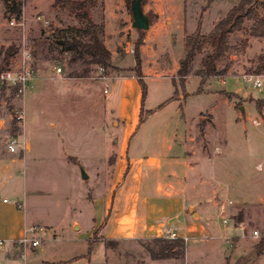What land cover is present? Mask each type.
I'll list each match as a JSON object with an SVG mask.
<instances>
[{"label": "rangeland", "instance_id": "374dc122", "mask_svg": "<svg viewBox=\"0 0 264 264\" xmlns=\"http://www.w3.org/2000/svg\"><path fill=\"white\" fill-rule=\"evenodd\" d=\"M183 2L187 21L188 18L194 20L195 25L199 15L215 20L225 14L229 7L227 0ZM203 7L205 9L201 11ZM127 12L125 4L124 13ZM8 21L0 0V71L21 68V51L25 48L31 52L30 61L34 70L41 61H46L58 65L65 73L82 72V58L69 60V53L59 49V44L53 39L52 21H37L39 27L46 30L45 33H50L42 38L32 37L38 25H32L29 32L21 22L9 24ZM70 21L76 23L64 21L72 28L67 35H76L85 40L82 32L84 20L72 18ZM249 22H244L245 27ZM124 26L132 29L127 21L119 24V27ZM129 33L131 34L130 31ZM130 34L114 47L116 53L111 58L114 70L109 69L102 73L96 65L89 66L87 75L92 80H97L91 92L102 101L107 99L104 106L93 108V105H87L77 95L72 98L69 96L64 102L50 96L49 108L36 112L38 117L35 121L39 123L40 119L41 124L35 130L32 128L34 124L27 126L28 121L33 122L32 113L25 108L23 115L19 107L21 93L13 86L0 82V213L8 204L1 202L2 197L13 200L22 197V193L27 191L24 209L28 213V219L36 220L26 225L41 227L38 230L40 242L37 244L44 247L41 264H194L198 259H204L203 264H211L212 259L217 256L216 249H207L209 244L197 246L198 249L205 250L199 253V257L196 251L189 253L185 261L183 257L154 256L150 252L155 244L152 238H171L166 236L168 232L146 237L103 239L97 227L85 238L88 247L82 254H78L82 247L77 241L70 239L75 234V228H69L71 219L75 218L80 222V231L83 234L93 216L100 213L94 199L104 201L108 198L113 153L120 150L121 138V151L125 150L126 155L123 174L129 169L131 158L145 156L149 151L156 152L163 143H169L174 138L175 142L180 141L182 144L177 149V157H184L188 163H170L160 153L158 181L172 179L178 185L181 183L186 199L197 204L214 201L218 206L220 202H224L226 211L229 212L226 222L230 235H246L251 229H257V237H230L226 243H222L226 254L223 264H264V247L258 253L254 248L255 242L264 235V225L257 222V219L264 218V117L259 114L254 104L256 98L264 96V76H256L260 85L254 86L253 75L246 78L239 74H226L223 82L211 78L205 86L202 80L200 90L187 94L185 88L184 93H181V87L177 85L175 97L171 98V79L164 75L170 78L174 76L177 80L175 72L167 70L159 72L158 75L163 74L157 77H142L145 87L143 96L140 85L132 74L137 84L134 87L137 89L127 88L124 91L125 101L121 103L120 79L114 78L111 82V78L104 80L102 75L132 73L128 69L134 65L133 51H129L127 47L133 50V42L138 37ZM231 36L228 43L237 45L243 37L239 32ZM6 47L15 49L9 57L4 55ZM176 48H181L180 41ZM229 52L228 57L221 60V72L252 73L255 57L248 59L246 54ZM198 57L196 56L193 63L198 62ZM191 69L194 74V69ZM115 81L119 83L115 84ZM197 82V78H189L185 83L186 89L194 90ZM105 85L107 91L103 92ZM157 103L159 104L156 105ZM33 108L35 109L34 105ZM17 113H21V118L16 117ZM23 117L25 138L31 141L30 149L26 152L23 141L18 137L20 120ZM50 120L54 126L49 125ZM10 136L18 139L15 152H6L5 149V142ZM114 137L117 138L116 141ZM110 146L113 148H109ZM23 152V160L19 158L10 162L9 156L19 157ZM106 154L108 157L105 159ZM155 162L156 159L150 156L148 163ZM81 169L86 177L80 176ZM229 199L231 203H227ZM239 210L241 212L238 214ZM101 217L104 221L105 212H102ZM239 222L241 227L236 225ZM46 235L50 240L45 239ZM182 241L185 246L184 239ZM237 252L242 253L237 259L240 263H232L230 255Z\"/></svg>", "mask_w": 264, "mask_h": 264}, {"label": "crops", "instance_id": "0c3cea01", "mask_svg": "<svg viewBox=\"0 0 264 264\" xmlns=\"http://www.w3.org/2000/svg\"><path fill=\"white\" fill-rule=\"evenodd\" d=\"M227 1L230 7L236 0ZM262 1L263 6L258 7V12L264 17V0ZM183 4V0H143L142 9L150 17V21L148 28L144 30L141 35V43L138 46L139 67L142 77H157L163 74L161 73L158 75L159 72L167 70L175 72L177 69L178 60L183 56L182 41L184 34L191 33L195 29L194 20L192 21L188 18L187 21L185 17ZM124 7V0H97L95 5L89 9L91 21L95 24H101V31L98 33V37L109 50L112 59L113 55L116 53L114 47L118 45V43L120 44V42L127 37V34H130L129 31L131 34L137 35V37L140 35L135 29H130L129 26L119 27L121 22L127 21L129 25L131 20L129 10L127 14H125ZM223 15L215 20L209 18V16L204 18L201 17L199 31L203 34L207 33L212 28L213 24ZM72 18L73 16L69 15L64 9L54 7L52 5V0H24L21 7L20 19L17 23L21 22L29 32L32 25H38L37 21L44 23L52 21L54 25L53 29H64L67 27L64 21L70 24L76 23V21H70ZM244 22L242 24V30L227 34L226 44L228 45V49L224 52L223 57L216 61V70L222 69L220 68L221 60L228 57L230 54L229 51L234 54H246L248 59L254 57L256 59L257 55L264 53V36L260 38L248 36L245 30L249 25L245 27ZM127 29L130 30L127 31ZM45 31L38 25V29L32 37H47L50 33H45ZM236 32L242 34L243 37L240 40L245 39L246 45L242 49L233 50L231 46L236 45V43L229 44L228 38L232 37L231 35ZM179 41L181 42L180 49L176 48V44ZM48 49L50 50L51 48L48 47ZM198 56L201 57V55ZM199 57L198 62L195 63H193V61L196 56L193 58L190 63V70L183 77L186 94L189 92L193 93L195 90H200L202 80L206 81V83L203 81L205 86H207L211 78H216L220 82H223L224 75L226 74H239L242 76L251 74L255 77L260 75L264 76V72L254 74L248 72L223 73L220 71L213 75L201 77L191 73V68L196 69L199 67ZM243 58L246 59L245 57ZM53 65V63L41 61L35 68V75L31 81V85L25 89L19 97L18 103L23 111V115L25 108H27L29 113L31 112L33 116V122L31 123L28 121L27 126L31 127V124H34L32 128L35 130H37L35 127L41 124L40 119H38L39 123L35 121L38 117L36 112L39 113V110L49 108L50 96L57 97V100L61 102L68 100L69 96L70 98L74 95L81 96L83 102L87 105H93V108L100 105L104 106L107 101L106 98L102 101L97 95L91 92V89L95 88L97 80H92L88 75L73 76L69 73H65L63 70L56 72L52 69ZM164 76L169 80L171 79L167 75ZM108 77L111 78V82L114 78L120 79L119 101L121 103L125 101L124 91L127 88L132 89L134 86H137L134 81L135 77L132 73L129 75L106 76V78ZM106 78H104V80ZM189 78H197L198 80V84L195 86L194 90H187L185 87V83H187ZM119 82L115 81V84ZM134 88L137 89V87ZM173 90L172 88L170 94H172ZM158 104L159 103L156 105ZM54 105H57V103L54 102ZM179 107L181 108V106ZM258 112L264 117V106L261 107ZM180 114L181 112L178 114V117ZM115 121L116 120H114V122ZM49 125L54 126V123L50 120ZM23 126L24 117L20 120L18 137L23 141L26 152L30 149L31 141L29 138H25V127ZM116 139L117 138L114 137L115 141ZM122 142L123 139L121 138L120 150H116L113 153L112 170L109 178L110 194L104 201L94 199L96 203L94 204L97 206L98 212H100L97 215L98 217L95 215L93 216L89 227L84 230L85 232L83 234L80 231L81 226L77 219L72 218L69 223V228H75L74 237H70V239L77 241L80 247H82L78 254H82L87 250L88 246L85 238L97 227L103 239L146 237L152 234L160 235L173 231L179 237L186 236L183 250L184 261L187 259L186 257L189 256V253H195V251L198 252L197 256L199 257V253L205 249H198L199 247L197 246L209 244L207 249H216L215 254L217 256L212 259L210 263L213 264L214 261L215 264H223L224 255L226 254L224 253L222 243H226L230 237L239 239L244 236H250V233L240 236L236 234L230 235L228 233L227 222H222L219 212V205L224 202H220L218 206L214 201H205L197 204L190 201L188 198L186 199L181 183L178 185L173 182L172 179L164 182L158 181L159 168L157 166L159 165L158 157L160 153L165 159H168L167 161L170 163L172 161L185 165L188 163L184 157H177V149L182 147L180 141L175 142L174 138H172L169 143H163L161 148L156 152L149 151L145 156L131 158L129 160L130 167L124 174L122 170L126 161V155L125 150L121 151ZM109 148H113V146ZM6 152L9 151L6 150ZM25 152L19 157L9 156L10 162H15L19 160V158L23 160L22 157ZM110 154L111 152L109 155ZM150 156L156 159L155 163H148ZM107 157L108 154L105 155V159ZM177 185L179 188H177ZM26 192H23L24 194L21 192L22 197L13 200L5 199V197L1 198V202L8 204L4 207L3 212L0 213V237L3 238L2 245H0V264H41V255L44 247L38 246L39 244L37 246L28 247L27 245L18 243V238L22 234L26 224L32 220H36V218L28 219V213L26 209H24ZM17 203L20 205H17ZM257 203L261 202H255V204ZM89 208L90 207H88V210H90ZM227 211L225 205V214L228 216L229 212ZM102 212H105L106 215L104 221L101 220ZM229 219L232 220V218ZM39 221L41 220L39 219ZM257 222L259 225H264V218L257 219ZM46 223L51 224L50 222ZM217 224L219 225L217 226ZM236 225L241 227L240 222ZM48 235H46L45 239H48ZM83 235L86 236L84 237ZM188 240L190 244H188ZM240 255H242L240 252H237L235 255H230L231 262L237 263V259ZM203 260L201 261L198 259L193 263L203 264ZM238 263H240V261Z\"/></svg>", "mask_w": 264, "mask_h": 264}, {"label": "trees", "instance_id": "16d2710c", "mask_svg": "<svg viewBox=\"0 0 264 264\" xmlns=\"http://www.w3.org/2000/svg\"><path fill=\"white\" fill-rule=\"evenodd\" d=\"M97 0H52V5L57 8L64 9L69 15H72L75 20H84L85 26L82 32L85 34V40L76 35H67L71 27L64 29H52L51 35L56 43L59 44V49L69 53L68 58L75 61L82 58L84 68L81 73H69L73 76L87 75L89 66L96 65L103 72L114 70L115 66L111 62V54L104 46L98 37L101 31V24H95L89 17V9L95 5ZM128 8L129 0H124ZM5 13L8 19L12 18L16 23L20 19L21 7L23 0H2ZM143 3V0H142ZM263 6L261 0H236L231 5L225 14L219 18L212 28L205 34L199 31L200 17L196 20L195 29L191 33H185L182 41L183 56L178 60V66L175 70V77H171L173 92L171 98L175 97L174 92L177 85L181 87V93H184L183 77L190 70V63L195 56L201 55L199 67L193 70V73L201 77L213 75L220 70H216V61L223 57L224 52L228 49L226 44V36L229 33L243 29V22L250 21L249 26L245 30L246 34L251 37L264 36V17L259 14L258 7ZM205 7L201 9L203 11ZM149 17V16H148ZM150 18V17H149ZM139 37L133 42V67L128 70L136 77L141 90V96L144 94V82L142 73L139 67L138 46L141 43L140 38L144 30H137ZM246 40H240L239 44L231 46L233 50L244 48ZM15 52L13 47H6L4 55L9 57ZM264 72V53L256 56L252 73ZM230 95L229 92H226ZM229 97V96H227ZM255 107L260 110L264 106V96L254 100ZM141 111V109H140ZM139 111V115H140ZM151 111V109H148ZM138 118L140 119V116ZM241 210L238 211V214ZM155 241L154 247L150 248V252L156 257H183V241L181 237H153ZM264 247V235H261L255 242L254 248L256 253L260 252Z\"/></svg>", "mask_w": 264, "mask_h": 264}, {"label": "built area", "instance_id": "2783aa9c", "mask_svg": "<svg viewBox=\"0 0 264 264\" xmlns=\"http://www.w3.org/2000/svg\"><path fill=\"white\" fill-rule=\"evenodd\" d=\"M14 20L12 18L9 19V24H14ZM129 51H133L130 47H127ZM21 68L16 70H1L0 71V82L3 84H6L8 86H13L18 93H22L25 89H27L31 85V81L35 75V70L33 66L31 65V52L28 49H22L21 51ZM99 68V67H98ZM52 69L56 72H60V67L58 65H53ZM99 70H102L99 68ZM246 78H249L252 76L251 74L243 75ZM102 77H105V75H102ZM260 81L255 77L252 81V85H259ZM103 92H106V85L102 89ZM21 113H17L16 117L21 118ZM255 119H253V122ZM18 144V139L15 136H10L7 141L5 142V149L9 152H14L16 150V146ZM5 200V199H3ZM227 203H231L230 200H227ZM17 205H20L17 203ZM219 212L221 214V220L222 222H226V214H225V204L221 203L219 205ZM38 230H41L40 226L36 225H26L24 227L22 234L18 238V243L22 245H32L35 246L39 244L40 242V236L38 234ZM250 235L257 237L259 236L257 229L253 228L250 231ZM166 236L175 238L179 237L176 235L175 232L169 231ZM182 239L186 240V236L181 237ZM2 239H0V245H2Z\"/></svg>", "mask_w": 264, "mask_h": 264}, {"label": "water", "instance_id": "95a60500", "mask_svg": "<svg viewBox=\"0 0 264 264\" xmlns=\"http://www.w3.org/2000/svg\"><path fill=\"white\" fill-rule=\"evenodd\" d=\"M128 10L130 13V27L137 30H146L149 26V17L142 9V0H129ZM81 177H86V173L81 169Z\"/></svg>", "mask_w": 264, "mask_h": 264}]
</instances>
